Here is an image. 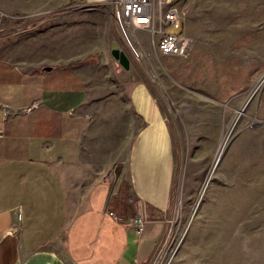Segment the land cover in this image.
I'll return each instance as SVG.
<instances>
[{"label":"crops","instance_id":"crops-1","mask_svg":"<svg viewBox=\"0 0 264 264\" xmlns=\"http://www.w3.org/2000/svg\"><path fill=\"white\" fill-rule=\"evenodd\" d=\"M17 21L22 38L2 37ZM112 23L110 0H0V264H145L164 233L174 147L156 96L130 63L105 90L82 62L108 56Z\"/></svg>","mask_w":264,"mask_h":264},{"label":"rangeland","instance_id":"rangeland-1","mask_svg":"<svg viewBox=\"0 0 264 264\" xmlns=\"http://www.w3.org/2000/svg\"><path fill=\"white\" fill-rule=\"evenodd\" d=\"M177 4L191 39L184 55L159 54L147 30L122 32L114 19L111 28L130 78L156 96L174 147L164 233L145 264H264V0ZM30 27L8 24L2 37L22 38ZM106 47L107 57L82 62L98 64L105 90L119 89L122 66Z\"/></svg>","mask_w":264,"mask_h":264},{"label":"built area","instance_id":"built-area-1","mask_svg":"<svg viewBox=\"0 0 264 264\" xmlns=\"http://www.w3.org/2000/svg\"><path fill=\"white\" fill-rule=\"evenodd\" d=\"M110 3L114 22L122 32L147 30L154 39L155 50L162 55L180 56L189 50L191 39L186 34L184 14L177 0H110ZM169 27L178 31L167 32ZM130 223L135 232L142 231L143 221L139 217H133Z\"/></svg>","mask_w":264,"mask_h":264},{"label":"water","instance_id":"water-1","mask_svg":"<svg viewBox=\"0 0 264 264\" xmlns=\"http://www.w3.org/2000/svg\"><path fill=\"white\" fill-rule=\"evenodd\" d=\"M111 54L112 56L125 68L128 67V58L119 49L118 43L114 40L111 42ZM260 124H256L254 128L258 127Z\"/></svg>","mask_w":264,"mask_h":264},{"label":"bare ground","instance_id":"bare-ground-1","mask_svg":"<svg viewBox=\"0 0 264 264\" xmlns=\"http://www.w3.org/2000/svg\"><path fill=\"white\" fill-rule=\"evenodd\" d=\"M239 114H240V110L237 112V116H238ZM230 129H231V128H230ZM230 129H228V130L226 131V133L224 134V137H223V139H222L221 144L219 145V149H218L217 154H216L215 162H216V159H217L218 157H220V155L222 154V151L224 150V147H225V145H226V142H227V139H228V136H229V133H230Z\"/></svg>","mask_w":264,"mask_h":264}]
</instances>
